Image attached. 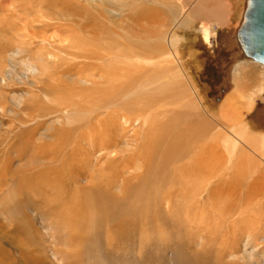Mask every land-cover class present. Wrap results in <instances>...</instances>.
<instances>
[{"label": "bare ground", "instance_id": "1", "mask_svg": "<svg viewBox=\"0 0 264 264\" xmlns=\"http://www.w3.org/2000/svg\"><path fill=\"white\" fill-rule=\"evenodd\" d=\"M41 1L30 0L29 4L40 8ZM209 1L213 0H196L195 4L204 10ZM245 6L246 0L243 14ZM210 13L223 26L229 21L231 10L226 3H219L210 6ZM17 36L18 32H12V39L17 45L6 46L4 51L10 59L22 54L28 56L21 61L26 70L22 74L33 79L31 84L44 90L42 92L65 93L68 97L54 102L46 95L51 107L47 110L34 108V113L29 114L32 121L49 114H61L64 124L60 122L59 127L50 128L53 142H37L39 139H36L35 133L25 137L21 144L8 141L5 148L8 155L14 153L23 159L27 155L31 162L21 169L10 171L13 156L6 157L5 169L0 174V189L16 180L17 185H24L19 186V195L42 190L45 201L53 205L50 208L53 211L58 208L63 216L64 228L68 233L71 231L69 244L73 245L78 239L77 234L79 238L81 236L80 241L86 243L83 238L97 225L103 226V221L108 225L116 222L121 237L130 234L129 228H136L138 223L134 198L144 197L143 192H146L135 190V181L146 176L155 183L154 191L150 189L145 195L148 198L144 201L146 206L151 203L157 209L166 202L170 208L172 201L177 200V203H186L185 209L189 210L191 203L186 201L203 199L205 207L199 223L204 228L201 238L204 247L209 246L213 253H206L210 258H201L200 252H197L191 264H264V133L258 134L241 123L242 115L235 104L236 98H245L240 91L236 89L233 92L236 94H229L222 102L220 117L227 119L226 124L231 126L226 132L210 120L209 110L187 72L173 68L178 54L176 49L172 53L165 52L161 60L163 64H159L165 67V72L147 76L144 70L149 72L148 65L153 62L136 52L130 55L106 47L94 49L84 44L85 39L76 38L78 42H74L72 50L66 49V57L55 61L51 59L50 51L40 48L32 51L28 47L29 41L27 43ZM166 40L170 43L169 38ZM1 68L5 69L3 63H0ZM180 72L181 77L196 90L193 100L186 98L185 90L162 91ZM259 90L261 93L262 87ZM253 98L250 95L245 99L251 104ZM37 104L41 105V102ZM202 137L210 141L209 146L198 145L193 154L195 164L190 160L185 170V142ZM173 150L175 154H171ZM159 159L164 164L163 172L157 164ZM180 161H183L181 165L177 164ZM153 167L156 171H152ZM169 168L175 171H169ZM193 168L195 170L191 171ZM134 170H144L145 174L134 173ZM167 175L171 182L177 184L162 187L161 183L168 179L165 178ZM215 181L214 186L212 182ZM157 182H160L158 186ZM223 184L226 187L220 188ZM183 186L188 191L186 199ZM204 194H207L206 198ZM38 196L41 195L35 198ZM148 206L144 213H147ZM104 215H107L106 220ZM259 252L263 257L258 255ZM73 255L74 261L80 263L82 253H75L74 250ZM65 256L62 257L66 261L63 264H74L73 259V263H68L69 258ZM4 261H9L7 264L22 263L21 259L2 252L0 263ZM27 264L47 262L42 255H33Z\"/></svg>", "mask_w": 264, "mask_h": 264}, {"label": "rangeland", "instance_id": "2", "mask_svg": "<svg viewBox=\"0 0 264 264\" xmlns=\"http://www.w3.org/2000/svg\"><path fill=\"white\" fill-rule=\"evenodd\" d=\"M195 2L196 0H97L94 2L42 0L41 7L36 8L29 4L30 0H0V63L5 65V69H0V109L2 110H0V143L3 140L0 146V174L5 169L3 164L7 163L6 157L9 155L13 156L9 164L10 171L21 169L31 162L27 155L24 159L14 153L8 155L6 153L8 141L24 143V138L32 133H35L36 139H39L37 142L54 141L50 128L64 124L60 119L61 114L54 112L55 114L34 121L29 117L34 113V108L41 107L47 110L51 107L47 98L51 97L54 102H58L59 98L68 97L65 93H46L47 90L44 93L42 92L44 90L35 88L31 84L33 79L22 74V71L24 73L26 70L21 61L28 56L22 54L10 59L4 51L13 44L17 45L12 39V32H18V39H24L27 43L29 41L30 50L37 51L40 48L50 51L51 59L55 61L66 57L67 50H72L74 42H78L76 38L85 39L84 44H89L94 49L106 47L114 49L117 53H130V55L136 52L153 62L151 66L148 65L149 72L143 69L147 76L157 75L160 71L165 72V67L159 64H163L161 60L165 52L172 53L173 49H176L178 54L172 64L173 68L187 72L209 110L210 120L214 124H219L221 130L230 131L231 126L226 124L227 119L222 120L220 111L223 100L229 94H236L233 92L237 89L247 99L250 95L254 97L251 108L249 107L251 104L246 102L245 98H236V108L242 115L241 123L248 125L258 134L264 133V66L247 59L236 39L245 0H213L206 3L208 7L204 10ZM219 3H226L231 10L229 21L223 26L210 13V6H217ZM207 32H210L208 37H206ZM168 38L170 43L166 40ZM181 73L173 79L168 88L163 87L162 91L185 90L186 98L193 100L195 98L193 92L196 90L181 77ZM260 87L263 89L261 93H259ZM39 101L41 105L37 104ZM209 142L203 137L185 142V170L188 169L186 165L191 163L190 160L195 164L193 159L196 157L193 154L198 150L196 147L200 144L209 146ZM171 154H175V150L171 151ZM182 162L177 164L181 165ZM162 163L160 159L157 161V164H160L159 169L163 172ZM171 170L174 169L169 168V171ZM194 170L193 168L191 171ZM152 171H156L155 167ZM133 172L145 174L144 170ZM145 177L135 181L138 188L135 190L139 193L146 192H143L144 197L134 198L138 209L135 215L138 223L136 228H129L130 234L121 237L116 222L108 225L103 221V226L93 227L95 229L89 232L88 237L83 238L86 243H82L81 236L79 238L77 234L79 241L75 240L73 245L69 244L71 231L68 233L64 228L63 216L58 208L56 211L50 208L53 205L45 201L43 191L19 195L18 188L24 185H17L16 180L10 182L5 188L0 189V253H10L17 260L21 259V264L29 263L33 255H42L47 264H63L66 262L62 260L65 254L70 259H67L68 263H73L71 259L74 261V250L75 253L79 251L82 253L80 263L74 261V264H191L197 252H200L201 258L205 256L210 258L206 253L213 252L208 248L209 246L204 247L201 238L204 228L199 226L205 207L203 199L186 201L187 204L191 203L189 210L185 209L186 203H177V200L172 201L170 208L166 202L157 209L154 204L149 203L147 213H144L147 207L144 201L148 200L145 195L150 189L151 192L154 191L155 184ZM165 178L168 179L162 181V187L175 183L170 181L169 176ZM159 183L157 182L156 186ZM224 186L226 187V184L221 185L220 188ZM183 188L186 199L188 191L185 186ZM34 195L41 196L35 198ZM153 196L155 197V194ZM206 197L207 194H204V198ZM108 212L110 213L109 209ZM152 215L154 216L151 217ZM106 219L107 215H104V220ZM261 253L259 252L258 255L262 256ZM7 263L9 261L0 264Z\"/></svg>", "mask_w": 264, "mask_h": 264}, {"label": "water", "instance_id": "3", "mask_svg": "<svg viewBox=\"0 0 264 264\" xmlns=\"http://www.w3.org/2000/svg\"><path fill=\"white\" fill-rule=\"evenodd\" d=\"M236 39L246 57L264 65V0H246Z\"/></svg>", "mask_w": 264, "mask_h": 264}]
</instances>
